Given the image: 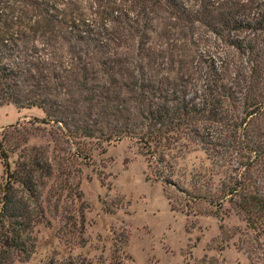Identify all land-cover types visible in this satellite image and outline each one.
<instances>
[{
    "label": "trees",
    "instance_id": "obj_1",
    "mask_svg": "<svg viewBox=\"0 0 264 264\" xmlns=\"http://www.w3.org/2000/svg\"><path fill=\"white\" fill-rule=\"evenodd\" d=\"M208 40L214 51L200 50ZM8 104L39 109L86 163L95 145L129 138L172 166L182 146L213 152L222 144L211 129L224 126L243 160L214 202L264 236V0H0ZM10 142L0 144V264H22L43 221L40 181L54 168L43 148Z\"/></svg>",
    "mask_w": 264,
    "mask_h": 264
},
{
    "label": "rangeland",
    "instance_id": "obj_2",
    "mask_svg": "<svg viewBox=\"0 0 264 264\" xmlns=\"http://www.w3.org/2000/svg\"><path fill=\"white\" fill-rule=\"evenodd\" d=\"M210 40L199 49L214 51ZM42 117L35 107L0 106V144L43 148L54 168L40 181L43 221L32 228L33 252L22 264L51 256L82 264H264V236L225 199L214 202L242 159L224 126L212 127L222 145L209 155L188 144L173 151L172 166L160 168L129 138L103 145L104 151L95 145L86 163ZM17 151L8 152L11 166ZM3 181L0 161V188Z\"/></svg>",
    "mask_w": 264,
    "mask_h": 264
}]
</instances>
